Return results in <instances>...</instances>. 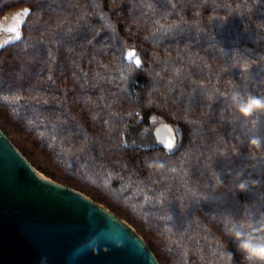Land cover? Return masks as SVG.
Wrapping results in <instances>:
<instances>
[{
  "label": "trees",
  "instance_id": "obj_1",
  "mask_svg": "<svg viewBox=\"0 0 264 264\" xmlns=\"http://www.w3.org/2000/svg\"><path fill=\"white\" fill-rule=\"evenodd\" d=\"M21 9L20 36L0 48L4 134L133 227L160 264H214L225 217L264 216V159L247 143L264 144V114L244 121L229 99L264 95V0H0V25ZM156 121L176 130L174 149L126 141ZM153 158L165 168L149 171ZM238 171L260 186L236 191Z\"/></svg>",
  "mask_w": 264,
  "mask_h": 264
},
{
  "label": "water",
  "instance_id": "obj_2",
  "mask_svg": "<svg viewBox=\"0 0 264 264\" xmlns=\"http://www.w3.org/2000/svg\"><path fill=\"white\" fill-rule=\"evenodd\" d=\"M154 136L165 150L178 142L167 123ZM41 257L47 264H160L133 227L42 175L0 128V264H39Z\"/></svg>",
  "mask_w": 264,
  "mask_h": 264
},
{
  "label": "clouds",
  "instance_id": "obj_3",
  "mask_svg": "<svg viewBox=\"0 0 264 264\" xmlns=\"http://www.w3.org/2000/svg\"><path fill=\"white\" fill-rule=\"evenodd\" d=\"M229 99L235 112L244 121L257 124L256 116L264 114V95L244 96L236 90L232 92ZM247 143L250 159H264V144L260 138L253 135L249 137ZM236 155H239V148L233 150V156ZM145 166L149 171H160L165 168L163 161L155 158L146 160ZM232 179L236 181L234 184L236 191H246L249 187H258L261 184L260 178H253L251 174L245 175L240 171L236 172ZM213 186L217 191L226 187L218 173L213 176ZM225 237H231L235 241L236 250L241 254L245 264H264V216L258 219L253 215L244 216L241 219L225 217L221 226V234L216 241L214 264H233L234 253L229 249ZM39 264H47V258L41 257Z\"/></svg>",
  "mask_w": 264,
  "mask_h": 264
},
{
  "label": "rangeland",
  "instance_id": "obj_4",
  "mask_svg": "<svg viewBox=\"0 0 264 264\" xmlns=\"http://www.w3.org/2000/svg\"><path fill=\"white\" fill-rule=\"evenodd\" d=\"M27 13V9H21L17 12H11L5 16L0 25V48L20 36V27ZM161 124V121H156L150 126V128L144 131L135 125L128 130L126 134V141L131 145H154L156 144L154 131ZM179 143L180 142H177V145H179Z\"/></svg>",
  "mask_w": 264,
  "mask_h": 264
},
{
  "label": "snow or ice",
  "instance_id": "obj_5",
  "mask_svg": "<svg viewBox=\"0 0 264 264\" xmlns=\"http://www.w3.org/2000/svg\"><path fill=\"white\" fill-rule=\"evenodd\" d=\"M10 31H13V30H10ZM136 63H137V65H139L140 62L137 61ZM166 146H167L168 148H172L173 145H172L171 143H168Z\"/></svg>",
  "mask_w": 264,
  "mask_h": 264
}]
</instances>
